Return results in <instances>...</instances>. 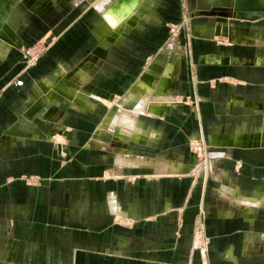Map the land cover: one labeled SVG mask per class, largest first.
I'll list each match as a JSON object with an SVG mask.
<instances>
[{
  "label": "crops",
  "instance_id": "0c3cea01",
  "mask_svg": "<svg viewBox=\"0 0 264 264\" xmlns=\"http://www.w3.org/2000/svg\"><path fill=\"white\" fill-rule=\"evenodd\" d=\"M74 1L83 2L80 15L90 14L88 35L93 33L99 65L76 66L63 55L53 69L52 49L18 87L12 73L19 55L10 43H20L9 12L20 0H0V264H264V150L244 153L238 163L227 155L228 163L213 167L205 183L181 175L188 171L182 144L194 137L197 114L176 104L187 93L181 46L161 50L167 20L178 15L177 1L125 0L132 11L118 21L106 10L112 0ZM206 1L189 0L203 40L217 35L201 9ZM237 21L239 32L228 34L229 42L264 41L263 30L255 36L251 23ZM111 43V61L104 62ZM153 53L143 71V59ZM200 58L204 77L224 70L238 76L248 65H264L259 53L235 48ZM226 90L229 116L236 86L229 83ZM114 96L120 105L104 114ZM150 105L161 109L149 113ZM261 110L253 105L252 117ZM124 111L132 123L127 129L120 125ZM253 119L261 123L252 130L241 119L226 131L214 127L212 143L245 151L264 147V114ZM76 123L82 132L74 130ZM62 152L73 162L61 163ZM198 221L211 238L205 260L193 250Z\"/></svg>",
  "mask_w": 264,
  "mask_h": 264
},
{
  "label": "rangeland",
  "instance_id": "374dc122",
  "mask_svg": "<svg viewBox=\"0 0 264 264\" xmlns=\"http://www.w3.org/2000/svg\"><path fill=\"white\" fill-rule=\"evenodd\" d=\"M38 1L40 5L42 4V9L40 10L32 9L25 4V0H20V3L10 9L9 12V22L12 24L11 26L19 38L17 43H20V45L10 43L11 49L16 50L19 55L16 57L18 60L16 63L17 68L16 66L13 67V83L15 82V85H17L18 81H23L22 86L17 85L18 87H23L25 84V75L39 66L43 58L52 49H56L55 56L52 57L54 60H51L50 63V67L53 69H58L61 64L58 60V56L63 55V57L66 56L65 58L73 60L71 63H76V66H84V64L90 65V63L91 65H99L101 57L92 54L97 47V45L90 41V35L92 36L93 33L88 35L90 32L89 29H91L89 21L90 14L80 15L83 13V5H80L83 2L79 4L74 0ZM175 1H177L178 4V15L175 18L167 20L165 44L161 47V50L165 47L169 48V46L175 47L178 44L181 46L182 62L187 77V93L180 96L176 104L177 106L194 108L192 110L193 116L197 114V120L193 123L192 127L194 137H186V142L182 144L186 147L185 157L188 159V171L181 175L192 178L193 181L199 180L205 183L211 179L213 167L216 165H226L228 163L227 161L229 159L227 160V155L231 157L234 162L238 163L239 161H243L244 153H249L253 150H264V147H255L248 151L229 146L218 147L214 145L211 140V135L215 129L214 127L217 128L218 126L221 130L226 131L230 129V127L233 128V124L239 119L244 121L241 124H244L245 127H247V121L249 128L247 127L245 130H252L260 126L261 122L257 120H255L257 122H254L252 120H254L253 117L263 116L264 111H254L258 115L254 114L252 117L251 110H253V105H261L264 107V65L263 67H254V64L248 65L250 67L243 69V73H239L238 76L228 75V70H224V73H222L224 75H220L219 77H204L202 75V68L205 64L201 63L202 60L200 57L202 54H210L212 50H222V48L231 50L235 48V50L241 52H251L252 55L259 53L264 58V41L246 42L241 40L231 43L228 41V38L223 35H215L207 40L200 39L197 37L194 30V23L197 20L196 18L199 17V14L194 13L189 0ZM40 5L39 8L41 7ZM92 8L95 9V6ZM229 11L228 9L225 11V13L227 12L228 14L227 17L221 16L219 11H217L215 15H208V13H203V15L206 16L209 22L214 26L219 22L218 20L231 19L236 22L237 19L234 18ZM227 20L225 23H228ZM220 22L224 23L222 21ZM237 22L247 23L248 25L251 23V26L253 25L252 27L256 28L252 30L255 36L257 35L256 32L259 31L260 33L262 30L264 31V17L260 20L250 22L238 19ZM21 23L23 26H21ZM69 29L71 36L68 38L69 34L67 32H69ZM114 43H111L106 56L104 58L102 57L104 62L108 61L107 58L111 61L109 56L113 51ZM205 43L207 44V48L204 47L203 49L201 45ZM208 47L212 48V50L209 49L208 52H205ZM167 50L171 51L173 49ZM156 52H158V50ZM154 56H156L155 53L143 59L141 68L143 71L149 66ZM19 62H21V64H19ZM179 62L177 61V65H180ZM220 66L224 65L221 64L219 67ZM91 80H93V78ZM229 83L236 86V105L231 107V112L228 116L227 104L229 97L226 85ZM208 95L211 97L210 100L207 97ZM238 97L247 99L249 102L246 103ZM121 100L119 96H114L113 99L107 100L106 105L110 110L108 109L104 114L110 113L111 111L113 112L114 109H117ZM212 100H214L217 105H211ZM204 101L207 102L208 105L202 107L201 104L204 103ZM250 103H252V105H249ZM206 108L209 110L208 113ZM211 109L212 112L213 109L216 112L212 114L210 112ZM202 113L204 117L205 115H209L206 117L207 120L202 119ZM212 117H214V121L211 120ZM228 118L232 119L228 120ZM70 124L72 125V123ZM64 128L68 129V126L65 124ZM39 129L41 130V128ZM74 130L82 132V126L80 127L78 123H76ZM195 134H197L198 137H195ZM59 139L61 142L64 141L63 137ZM172 143L173 148L178 146L174 139H172ZM59 148L61 149L60 146ZM222 153H226V158L223 157L224 155ZM62 155L64 158L61 159V163L73 162L72 155H69V158L66 152H62ZM203 212L204 209L200 207V214ZM200 224V221L195 224L193 250L199 252L202 260H205L207 252H209L211 238L207 235L205 228L202 226L203 224Z\"/></svg>",
  "mask_w": 264,
  "mask_h": 264
},
{
  "label": "bare ground",
  "instance_id": "6f19581e",
  "mask_svg": "<svg viewBox=\"0 0 264 264\" xmlns=\"http://www.w3.org/2000/svg\"><path fill=\"white\" fill-rule=\"evenodd\" d=\"M89 1L92 2L93 0H89ZM114 1L115 0L109 1L112 3L106 9V10L110 11L111 18H115V20L118 21V20L123 19L124 17H126L130 14V12L132 11L133 3H131L130 6H126V4L124 3L125 0H116L115 2ZM138 1L139 0H136V2H138ZM37 2H39V1L38 0L37 1L36 0H25V4L28 5L29 7H31L32 9H35V10H36V3ZM101 6L102 5H99V7H101ZM234 10L235 11L233 12L232 16H234L236 19H240V18H244V17L245 18H259V17H262L264 15V0H236V7ZM216 12H214V13L216 14ZM219 13L221 14V16L223 15V17H225V16L227 17V14L225 13V9H219ZM208 15H209V13H208ZM238 32H239V29L237 28V25L235 22H230V23L218 22L216 24L217 35H223V36L227 37L228 34H231L232 36H236ZM12 34L14 35L13 32H12ZM109 40L111 41V39H109ZM68 91L72 95V91H70V90H68ZM77 103L81 104L82 106H86V107L90 108L84 102V100L83 101L77 100ZM138 109H141V108H138ZM138 109L136 111L137 113H139V111H140ZM160 109H161V107L158 105H156V106L150 105L148 107L149 113H156V112L160 111ZM129 115L130 114L125 112V111L121 115L120 125L123 128L127 129V127L129 128V126L132 125L131 119L129 118L130 117ZM121 136H124V135L121 134ZM124 159H123V161H124ZM125 163H126V161H125Z\"/></svg>",
  "mask_w": 264,
  "mask_h": 264
},
{
  "label": "water",
  "instance_id": "95a60500",
  "mask_svg": "<svg viewBox=\"0 0 264 264\" xmlns=\"http://www.w3.org/2000/svg\"><path fill=\"white\" fill-rule=\"evenodd\" d=\"M206 4L201 9H205L209 13V15H215L214 12L219 11V9H235L236 0H208L205 2Z\"/></svg>",
  "mask_w": 264,
  "mask_h": 264
},
{
  "label": "built area",
  "instance_id": "2783aa9c",
  "mask_svg": "<svg viewBox=\"0 0 264 264\" xmlns=\"http://www.w3.org/2000/svg\"><path fill=\"white\" fill-rule=\"evenodd\" d=\"M17 85H18V86H22V85H23V81H18V82H17Z\"/></svg>",
  "mask_w": 264,
  "mask_h": 264
}]
</instances>
